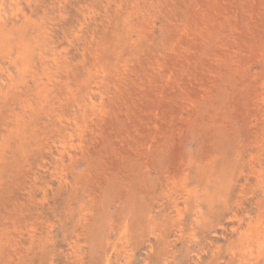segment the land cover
I'll return each mask as SVG.
<instances>
[{"label":"rangeland","instance_id":"374dc122","mask_svg":"<svg viewBox=\"0 0 264 264\" xmlns=\"http://www.w3.org/2000/svg\"><path fill=\"white\" fill-rule=\"evenodd\" d=\"M0 264H264V0H0Z\"/></svg>","mask_w":264,"mask_h":264},{"label":"bare ground","instance_id":"6f19581e","mask_svg":"<svg viewBox=\"0 0 264 264\" xmlns=\"http://www.w3.org/2000/svg\"><path fill=\"white\" fill-rule=\"evenodd\" d=\"M26 57V56H25ZM42 95V94H41Z\"/></svg>","mask_w":264,"mask_h":264}]
</instances>
